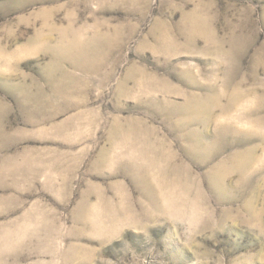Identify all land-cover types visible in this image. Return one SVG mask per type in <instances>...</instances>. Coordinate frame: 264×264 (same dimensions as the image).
<instances>
[{"label": "rangeland", "instance_id": "rangeland-1", "mask_svg": "<svg viewBox=\"0 0 264 264\" xmlns=\"http://www.w3.org/2000/svg\"><path fill=\"white\" fill-rule=\"evenodd\" d=\"M0 264H264V0H0Z\"/></svg>", "mask_w": 264, "mask_h": 264}]
</instances>
